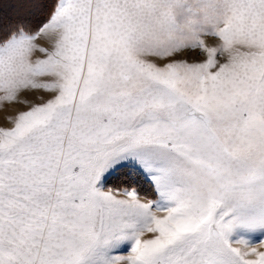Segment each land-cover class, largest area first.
<instances>
[{
  "label": "snow or ice",
  "instance_id": "obj_1",
  "mask_svg": "<svg viewBox=\"0 0 264 264\" xmlns=\"http://www.w3.org/2000/svg\"><path fill=\"white\" fill-rule=\"evenodd\" d=\"M9 7L0 264H264V0Z\"/></svg>",
  "mask_w": 264,
  "mask_h": 264
},
{
  "label": "rangeland",
  "instance_id": "obj_2",
  "mask_svg": "<svg viewBox=\"0 0 264 264\" xmlns=\"http://www.w3.org/2000/svg\"><path fill=\"white\" fill-rule=\"evenodd\" d=\"M9 3L10 0H0V4L3 5V9H2L3 11L5 12L11 11V8L9 7ZM6 108L10 114H14L16 111V108L13 105H7Z\"/></svg>",
  "mask_w": 264,
  "mask_h": 264
},
{
  "label": "bare ground",
  "instance_id": "obj_3",
  "mask_svg": "<svg viewBox=\"0 0 264 264\" xmlns=\"http://www.w3.org/2000/svg\"><path fill=\"white\" fill-rule=\"evenodd\" d=\"M15 107V106H14ZM8 111V110H7Z\"/></svg>",
  "mask_w": 264,
  "mask_h": 264
}]
</instances>
